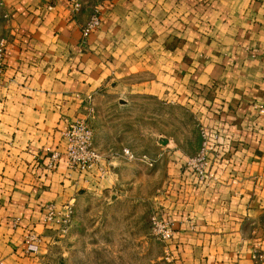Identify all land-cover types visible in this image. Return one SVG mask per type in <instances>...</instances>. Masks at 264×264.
<instances>
[{
	"label": "crops",
	"instance_id": "0c3cea01",
	"mask_svg": "<svg viewBox=\"0 0 264 264\" xmlns=\"http://www.w3.org/2000/svg\"><path fill=\"white\" fill-rule=\"evenodd\" d=\"M76 1L77 12L71 0H0V264H46L71 229L46 225L43 207L72 205L73 224L84 197L114 189L126 158H104L94 135L101 161L88 173L63 157L45 167L61 130L105 94L185 109L222 138L208 186L185 172V153L154 159L166 165L157 204L173 221L172 264H264V0ZM95 7L100 25L84 39ZM28 234L41 239L35 253Z\"/></svg>",
	"mask_w": 264,
	"mask_h": 264
},
{
	"label": "rangeland",
	"instance_id": "374dc122",
	"mask_svg": "<svg viewBox=\"0 0 264 264\" xmlns=\"http://www.w3.org/2000/svg\"><path fill=\"white\" fill-rule=\"evenodd\" d=\"M97 107L88 123L104 158L112 148L154 160L160 152L175 149L191 156L201 146V126L185 109L143 96L130 97L122 105L113 94L101 97ZM160 141L172 144L164 148ZM163 160L148 167L121 158L114 189L84 197L70 233L52 249L46 264H171L164 243L154 238L149 225L157 196L166 186Z\"/></svg>",
	"mask_w": 264,
	"mask_h": 264
},
{
	"label": "built area",
	"instance_id": "2783aa9c",
	"mask_svg": "<svg viewBox=\"0 0 264 264\" xmlns=\"http://www.w3.org/2000/svg\"><path fill=\"white\" fill-rule=\"evenodd\" d=\"M72 9L77 12L80 8V3L76 0H71ZM100 25V10L95 7L92 14L81 29L82 38L86 39L89 35ZM6 42L4 39L0 40V72L4 65V49ZM258 115H264V107L256 105L254 107ZM94 109L88 110V116L78 119L61 130V138L63 140V151L46 149L48 161L45 167L48 170H53L55 165L63 157L66 167L70 171L85 174L96 167L101 161V155L93 147V130L88 123ZM201 146L196 153L188 156L183 164L185 172L195 180L198 185L208 186L217 181L215 165L220 162L223 152V141L218 131L206 127H200ZM123 156L129 161H139L148 167H153L155 160L147 155H134L129 149L123 150ZM105 172V171H104ZM44 223L46 225L56 224L58 232L65 235L72 225V205H67L63 209H58L55 204H46L43 207ZM149 225L151 234L155 239L164 243L167 252V260L172 264L169 252V244L173 238V221L168 215H164L162 210L158 207L151 212L149 216ZM24 243L26 245L25 251L27 253H35L41 239L34 235L28 234Z\"/></svg>",
	"mask_w": 264,
	"mask_h": 264
}]
</instances>
